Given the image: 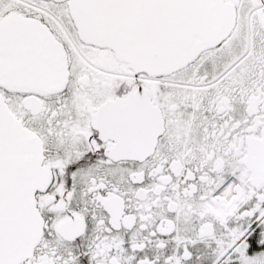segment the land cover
<instances>
[{
	"label": "snow or ice",
	"instance_id": "obj_1",
	"mask_svg": "<svg viewBox=\"0 0 264 264\" xmlns=\"http://www.w3.org/2000/svg\"><path fill=\"white\" fill-rule=\"evenodd\" d=\"M0 264H264V0H0Z\"/></svg>",
	"mask_w": 264,
	"mask_h": 264
}]
</instances>
